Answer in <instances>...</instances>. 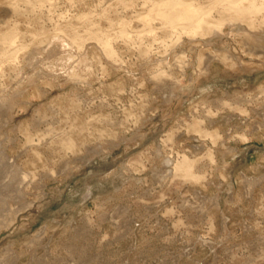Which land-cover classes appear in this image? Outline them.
Returning a JSON list of instances; mask_svg holds the SVG:
<instances>
[{
    "label": "rangeland",
    "instance_id": "rangeland-1",
    "mask_svg": "<svg viewBox=\"0 0 264 264\" xmlns=\"http://www.w3.org/2000/svg\"><path fill=\"white\" fill-rule=\"evenodd\" d=\"M167 1L0 0V264H264V26Z\"/></svg>",
    "mask_w": 264,
    "mask_h": 264
},
{
    "label": "bare ground",
    "instance_id": "bare-ground-1",
    "mask_svg": "<svg viewBox=\"0 0 264 264\" xmlns=\"http://www.w3.org/2000/svg\"><path fill=\"white\" fill-rule=\"evenodd\" d=\"M219 1V0H218ZM225 2H220L216 5L218 8V14L220 19H215V22H212L211 19H205L197 15V12L192 14L188 13V10H194L199 8L198 6L191 7L190 4L185 2H178L170 0L167 2L156 3L158 6V12L167 18L175 19L178 16H184L186 19H192L191 27L193 30L197 31H207L210 34L214 35L219 33L222 29V26L225 24L235 27L239 25V28L247 30L248 33H251L254 29L264 26V13L262 9L264 5V0H223ZM155 4V5H156ZM162 4V5H160ZM179 4V5H178ZM172 8V11L169 8ZM178 9V13L174 14V11ZM248 19L249 29L241 27V19ZM214 21V20H213ZM217 22V23H216ZM238 27V26H237ZM67 46V45H66ZM217 55L211 54L210 60L214 59ZM207 69L210 71L213 69V63H207ZM14 160V159H13ZM169 162V160H168Z\"/></svg>",
    "mask_w": 264,
    "mask_h": 264
}]
</instances>
